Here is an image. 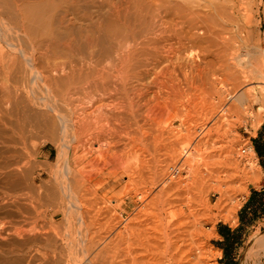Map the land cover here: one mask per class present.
<instances>
[{"label":"rangeland","instance_id":"rangeland-1","mask_svg":"<svg viewBox=\"0 0 264 264\" xmlns=\"http://www.w3.org/2000/svg\"><path fill=\"white\" fill-rule=\"evenodd\" d=\"M96 1H97L96 5H93L87 11V15H85L86 16L85 18L87 19L84 18V21L83 22L81 21L82 23L79 22L78 24L81 23L82 26V24L85 22L82 27L87 28L86 25H88L90 21L97 22L98 19H100V17L102 18L105 16L104 18L106 19L108 17H112L111 15H113V19L108 18L111 19L112 22H114L112 23L111 32L109 33L112 35V39H111V35L109 36L108 34H106L105 36V38L110 39L109 42L111 44L119 48L122 44L120 50L122 49L124 53L129 51L132 52L134 51V49L136 50V48H139L141 45L144 46L143 47L141 46L140 50H137L139 52L141 51V48L142 50H144L143 49L144 47L147 49L148 47L152 49L161 48L159 49L161 51H158L159 53L162 52L161 53L162 55H160V57L163 56L166 58L167 56L166 58L167 60L162 57L161 63L163 64V66L161 65V63L158 65L159 67L157 66L158 68L154 67V69L152 68L153 66L151 67L146 66V71L144 67H139V69H137L138 68L137 66H132L130 70L134 72L129 70L130 73L131 72L136 73L140 71L141 76H139L140 77L139 79L137 77H132V78L130 77L127 80V82L124 83L123 85L121 83L120 76H118L120 71V66L118 64H116L115 62L111 64L107 60H103L102 63H99V66H101L103 62L105 65L111 64L112 66L115 64L116 66L115 72L117 71L115 73V75H117L116 78H118L117 80L115 78V85H116L115 87L118 90V91L116 90L115 93L117 95H115L114 93L113 96L106 97L107 99L104 97L105 98L103 99L104 103L101 102L100 107L98 109L99 111L102 110V112L105 111V113L107 112L109 114H112V116L115 117L116 119L112 117L114 123L111 122L112 124L110 123L108 125L107 123L106 124L102 123L104 120L100 122L98 121V123L99 124L102 123L101 125L102 126L104 125L103 128L107 132V135H105L106 132H103L104 134L102 133V135H104L103 137L105 138V143H108L111 140V142H113L112 144H115V145H111V147L110 146L108 147V149L110 148L109 152L111 150L112 151L110 153H112L113 151L116 152L118 149H120L121 152L118 150L119 151L118 153L117 151L118 157L114 156L118 158V160L119 159L121 160L119 161V165H118V161L114 160V158L111 159L112 162H110V164H108L107 161L104 162L102 160H99L97 164L87 165L88 163H86V159L88 158H85L83 154L86 153V149H88L89 147L88 143L79 144V146L78 144H76V137H74L75 134L73 133L74 132L73 126H70L72 125L70 118L77 115L78 112L82 114L81 115L78 113V116L81 117L85 116V113H83V111L84 110L86 111L88 108L87 106L91 105L89 102H87L88 99L83 98L81 94L79 95L81 97L77 96L80 92H77L76 93L77 95L76 94L72 95L71 101L73 103L76 101L75 102L76 105L73 104V108L74 107L78 108V105L79 106L82 105V106H81V110H79L80 107L78 109L77 108L74 109L75 111H77L76 114L75 112H73V115H70V113H72L73 110L72 111L70 109L68 110L69 107L66 104L67 101L64 102L60 101L58 97H54L52 93H49L48 91L47 94L46 89H44V87L41 86L42 84L39 83L40 79L38 80L37 78H33V82L31 81L32 79L30 80L31 82L28 84V86L31 85L30 88L27 86L30 89V93L28 92L29 94L27 96L32 100V102H34L35 99V103H33L34 105L33 108L31 109L32 112H34L35 110H36L35 112H37L38 110L41 111V113L49 115L55 120L57 124V129L59 128L58 129L59 131L56 130V132L53 134H51L50 131L48 133V131H46L47 130L46 128V130L41 129L39 131H36L35 133L34 132L30 133L31 135L29 134L22 138L17 137L16 135H15L16 137L14 136L15 138H17V140L15 139L17 141V143H15L16 150H18L17 158L18 159L20 158L19 160L18 159L17 160L19 162L18 163L19 169L21 170L20 171L21 187H19L18 189L19 190L18 192L20 194L19 197H20L21 206L24 207L25 204H27V201L29 200V196L32 197L35 195L34 199H35V205H36L38 217H36V225H34V231H33L34 237L37 239V241L40 240L44 241L45 238V240L52 239L57 243L59 242L58 245L64 243L67 245L66 248H69L70 245L68 244L69 241L71 242V245H75L79 243L78 246L77 245L73 247L70 246V248L67 249V254L69 255L68 258L70 257L71 260L75 259L74 257L75 255L77 258V255H79L80 253L84 254L83 250H85L84 248L89 240H92L96 244L95 252L99 251V249L102 250L105 248L106 250H109L107 248H110L111 250L113 249L112 247H114L113 251L115 250L114 252L117 254V252L126 250L128 247L133 246L134 244L139 242L140 238L137 239L135 229L133 230L134 224L133 223L131 224L130 220L133 217L141 216L142 218H146V219L137 222V224L139 225L143 224L141 228L142 227L146 228L149 235L152 237V240L155 241V244L158 245V250L156 249L152 250L153 256L152 255L150 256H152V258H156V257L158 259L160 258L161 260L159 264H171L170 260H168L169 256L171 255V252H169L167 248L169 247L168 244L171 241H174L176 238L172 237V235H168V232L171 229L169 228L171 223L170 220L171 218L169 216L172 212H176L179 217L178 219L180 220L181 223L187 220H191L192 219L191 216L194 217L196 216L195 218L200 220V224H201L200 226L204 232L208 231L212 226L214 231V233L211 234V236L205 239L203 236L199 237L195 235H189L188 233H181L178 237L177 244L178 245L180 244L179 246H182V249L186 250L187 248L192 246L193 242L195 243L196 241L198 242L200 241L204 243V244L202 243L203 247L205 248L203 250L204 252L203 256L207 255L204 256V258H207L206 261L208 264H264V255H262V253L260 255V260H257L255 255H252V257L249 256L248 258L245 257L247 251L249 250V247L252 245L253 240L256 238V236L264 234V217L255 220V222H253L251 225L247 226L242 231H239V233L241 234V243L239 246H237V248L233 250L232 254L230 255L231 258H234L233 262H230L229 259H227L225 262L223 261L224 252L221 248L218 247L217 244V242L222 241V237L219 236L217 232L218 225H226L231 230H235L240 225V221L238 217L239 211L244 205V203L247 201L251 193V190L252 189L261 190V188H264V165H262V162H260V158L258 154L254 153L253 156L254 158L252 157L254 159V166H253L254 168H249L248 159L246 158V154H245V150L248 151V148L251 147V144H255V141L264 142V112H262L264 111V106L259 105V103H257L255 107L249 111L248 114L244 115V120L241 123L234 124L233 126H230V119L229 120L228 118L225 119L226 122L224 123V127H222L224 128V130L222 128L213 130L209 134V136H206L205 132L201 128L203 122L208 123L209 121L207 120L209 119L207 112H210L211 105H216L217 102L222 101L217 104L218 110H216V112L218 111V114H221L220 113L221 111L219 110L221 106L224 105L227 106L230 102L234 101V98H232L231 100L228 99L224 88L221 86L222 83L221 82L219 83V81L215 80L213 76L209 75L211 72V68L208 67L207 62L214 59L213 57L215 56L213 55L216 54L215 53L216 48H218L217 50L220 51V52L217 51V53L219 52V55H223L225 50V48L223 47L226 46L227 40L232 38L235 41L234 43L235 51H237L236 50L237 48L241 49L236 52L239 58H243L246 60L248 58L246 52H248L250 53L248 55L252 57V59H254L255 61L259 62L261 59H264V0H254V3L253 0H247L248 3L245 5V8L248 7L249 10L251 9L250 11L248 10V8L246 10L244 8L243 11L241 10L240 3H242L243 0H239L242 1V2L238 1L239 3L237 2V0H234L233 1L234 3L231 1L228 2L227 0L226 1L225 0H190V1L188 0H113L112 1L111 0V2L110 0L107 1L96 0ZM244 3H246V0H244V2L242 3L243 7H244ZM112 4L117 5V8L115 7V5L112 6ZM238 5L240 7L239 9L237 7ZM109 6H111L112 9ZM212 6L216 9H213ZM127 7L129 8V10H127L128 9ZM114 8H116L117 10H119L120 8L119 12L121 11L122 8V12L120 13L118 11L116 12V9L113 11ZM184 9L187 12H185ZM188 9L190 10L188 11ZM123 11L125 12L128 11L127 14L129 13V15H127ZM110 12H112L113 14H111ZM192 13L193 15L196 14V16H192ZM246 13H249L248 14L249 17L247 16ZM115 14H117L118 16ZM186 14L189 16V18L188 16H186ZM250 15L252 16V18L250 17ZM115 16H117L118 19ZM125 16H127L126 19L124 18ZM129 16H131L130 19H128ZM193 17H195L196 19ZM190 18L192 21L190 20ZM114 19H117V22ZM199 19L202 20L200 21ZM127 20L130 21L128 22ZM100 21L102 22V19H100L98 23H101ZM118 21H120L121 23L120 22L118 23ZM122 21L124 22L122 23ZM187 21L190 23H188ZM124 23L126 28L124 27ZM131 26L135 27L134 33L135 32L140 33L137 36H135L136 42L133 41V38L135 39V37H134V33L132 34L133 28ZM190 26L192 27L190 28ZM128 27L132 28V30H130V28ZM214 27L215 29H213ZM119 28L121 31H119ZM85 32L83 33L84 35L86 34ZM112 32L115 33L117 32V34L115 33L112 34ZM217 33L219 35H217ZM4 34L3 36L1 34V36L4 38L0 36V47L1 49H3L5 55H10L13 52H15L14 50L19 48L20 50L24 49L22 48L24 45H26L24 44L26 43L24 41V38L18 39L15 38L16 36L14 35L15 37L13 39V34L12 35L5 34V36ZM158 34L160 35V37ZM94 36L93 38L95 37L97 38V36L95 37ZM9 37L12 38L10 39ZM7 38H9V40ZM128 38H130V41H128L129 40ZM145 38L146 40H143ZM150 38L151 39L153 38V40H151ZM160 38L163 39L161 40ZM165 38L168 40L167 42ZM116 39H118V42ZM131 39L133 42L131 41ZM122 40L125 41L123 42ZM157 40L159 41L158 42L159 47L156 45ZM20 41L24 42L23 45H21L22 42ZM96 42H93V44H91L90 50L97 53V50L102 49L104 47V44L102 42L98 43L99 41L97 43ZM13 43L14 44L21 43V44L18 47L15 46ZM223 44L225 46H223ZM94 46L96 47L93 48ZM26 49L27 48H25V50ZM94 49L96 51H94ZM222 50L223 52H221ZM26 51H30V50L27 49ZM182 51L184 54L193 56L191 57L193 58L192 60H195L194 62L196 63V65H198V68L203 70V72L207 74L208 78L200 77L199 79V76L197 75L196 73L197 71H195V69H189L185 66H181L180 64H178L175 56L177 57L180 54V52L182 53ZM189 52L191 54H189ZM170 57L175 59V61L172 60ZM196 60L198 63L196 62ZM164 67H166L167 69ZM105 68L107 69L106 66ZM177 68L178 70H176ZM181 69H183L185 72L182 71ZM142 70L143 72H141ZM169 70H171L172 72ZM144 73L147 74L145 75ZM196 75L198 78L196 77ZM189 77H191V79ZM257 78L258 76L255 75L253 80H251L248 83H243L242 84L243 88L241 87L240 91L245 90L247 87H251V86L258 87L257 86L259 85L258 81H262V80L260 78L258 79ZM201 79L202 80L204 79V81H202ZM142 80H144L143 81L144 83L142 82ZM195 80L198 82H196ZM240 80L242 81V79ZM35 82H37V85ZM116 82H119V84ZM129 83L131 84V86ZM261 86L262 88H264V85L261 84ZM134 88L135 89L137 88L142 92L137 91L136 89L135 91L138 93L137 94L134 91ZM29 89H27V91H29ZM94 89L95 88L92 89L93 90L92 95L95 93ZM142 89H144V91ZM217 89L219 91V94L217 93L218 92ZM34 91L36 92L35 93L36 95L34 94ZM118 92H120L121 95ZM44 93H46V95H44ZM161 93L163 94L162 96ZM97 94L98 93H96V96ZM127 94L130 96H127ZM131 94H135V95H131ZM48 96H50L49 97L50 99L48 98ZM75 97H77L76 100ZM261 97L262 99H264V95H261ZM55 98L57 102L54 100ZM80 98L81 99L83 98V102H80L81 100ZM30 99L28 100L30 101ZM77 100L80 103H78ZM81 103L83 104L86 103L87 105H83ZM53 104L56 106L55 108H53L54 107ZM63 105L65 106L63 107ZM66 106L68 107L67 111L68 112L70 111L69 113L66 111L65 108ZM260 106L261 109H259ZM58 107H59V111H58L59 113H57ZM38 108H41L42 110L41 109L39 110ZM49 108L51 109V111ZM62 108L64 109L62 110ZM60 110H62L63 112ZM65 112L67 113L65 114ZM55 113L57 115L60 114L59 116L60 118ZM61 113H63V115ZM115 114L117 115V117ZM62 116H64L65 118L64 121L61 119ZM59 119L63 122H59L60 121ZM67 119H70V121ZM135 123H137L138 125L139 124L144 125L143 127H145L143 128L142 131L144 132L145 130V133L143 134V136L145 135L144 145L134 144V141L132 140V136H133L132 130L134 127L136 128L137 125ZM106 127L109 128L107 129ZM220 130H222L223 132ZM108 131H110V133ZM67 132H71L72 135ZM127 133L130 135H128ZM176 135L177 136L179 135V137H177ZM173 136L176 138H174ZM108 138L110 140H108ZM117 139L119 140V142H117ZM122 141L125 142L123 143ZM131 141H133L132 142L133 144H131ZM159 148L161 149V151L159 150ZM165 148L167 149V151ZM168 149L169 151L173 150V152L171 151L169 153ZM72 153L77 154L79 158L78 157L76 158H78L79 160L76 158L73 159L75 155H73ZM171 153H173L175 156H173V154ZM168 154L169 156L172 155V157H169L170 158L169 163L168 161H166L168 158L167 157ZM82 155L83 157H80ZM209 159L212 160L209 161ZM184 160H187L186 163L184 162ZM223 160H225V162ZM228 161L230 163L231 162L234 163V165L232 166L234 169L233 168H231L230 170L225 169L229 173L228 172H224V174L221 173L220 177L222 178V180L224 179L227 180L226 175L230 173H233L234 175L236 174L237 176L233 180L228 181V185L231 184V188H232L230 192V194H232L231 197L233 198V201H235L238 204L236 208L235 219L232 221H228L226 223L222 221H215L213 223L211 219L206 217V214H208L207 209L210 206H212L217 200V193H216L217 179H215L216 177L214 178L215 174L213 172L218 168L220 170L222 169L224 170L223 164L228 163ZM164 162L166 164L165 165L166 167L164 166ZM112 164L113 165L115 164V166L117 165V167L113 166ZM113 167L118 169L113 170ZM121 167L123 169L124 168L127 169V167L131 168L130 170H128L131 175L128 176V174H123ZM249 169L250 171L252 170L254 174L258 176V182L255 184L251 183L250 180L246 178L247 177L246 173L247 171H249ZM113 171H115L116 173L115 175H112ZM238 172L239 173L242 172V173H240L239 175ZM237 173L239 176L237 175ZM167 174L168 176L169 175L170 176L168 177ZM80 175H81V179H80ZM168 178L173 182L176 179L178 180L179 185L177 189L172 190L169 187H165L166 184L168 183L167 182ZM165 181L166 183L163 184V182ZM239 185H243L244 190L242 191L238 190L240 187ZM114 186H116L115 190H117V187H119V189H121V192L119 193L115 192L116 193L115 194L114 191L112 190L113 189L112 187ZM27 190L28 191L30 190L31 193L28 192ZM27 193H30V195ZM80 194L82 195V201L80 198ZM77 195L79 196L77 197L78 199L75 197ZM25 198L26 199L28 198V200H26ZM126 198L127 199L133 198L135 204L133 208H131L130 210L127 209L125 210L126 212H122V203L123 200ZM233 201H231L230 204H232ZM98 209L106 210V211L108 210L107 216L104 219V223H103L104 225L102 228H99V230L87 226L88 218H86V215L84 213L85 211L87 212L89 210L88 211L89 215L90 213L92 215L93 213H95L94 211ZM64 210L66 211L65 213L69 214L68 217L64 216L61 213V211L64 212ZM80 212H82L85 216L84 215L78 216V213ZM53 214H55V217L51 219V216ZM16 215H18L16 219L17 220L19 219L18 225L21 228L22 233L19 238H17L16 236L11 237V235L6 236L7 241L10 242L21 241L26 239L28 236V234H26L25 232L29 228L28 223L24 220V217L22 215L20 214H16ZM81 219L82 220L84 219L83 220L84 223L82 222ZM88 236L91 238L89 239ZM112 239L114 241L113 242L114 246L111 245ZM102 241H107V242L109 241V244L107 242L102 243ZM73 242L75 244H73ZM81 244H83L84 247ZM81 247H83L82 251L80 250ZM80 256L81 255H79V257ZM244 257L247 259L244 260L245 259ZM34 258L35 259L39 258L40 260V258L42 257H40V255L37 256L35 255ZM35 259H34L35 264H39L42 261V259L40 261L36 259L38 261L36 263ZM152 264H158V263L154 261Z\"/></svg>","mask_w":264,"mask_h":264},{"label":"bare ground","instance_id":"bare-ground-1","mask_svg":"<svg viewBox=\"0 0 264 264\" xmlns=\"http://www.w3.org/2000/svg\"><path fill=\"white\" fill-rule=\"evenodd\" d=\"M188 1H190V0H188ZM227 1L233 2L234 0H227ZM238 1L239 0H237V2ZM96 2H97L96 0H0V36H1V34L3 36L4 33L10 34V35L13 34V39L16 36L15 38H18V39L24 38V41L26 42V43H24V42L20 41V42H22V44L20 43L21 45H23V43L26 44V45H24L25 47L24 46L22 47L24 49L23 50H20V48L16 49V50H14L15 52H13L10 55H5L3 49H1V47H0V240H1V242H0V264H35L34 263L35 262L34 261L35 255L36 256L40 255V257H42V258H40V260L42 259V261H41L42 263L40 262L39 264H152L154 261L158 264L160 263V260H161L160 258L159 259L157 257L152 258V256H153L152 250H154V249L158 250V245L155 244V241L152 240V237L149 235L147 229L144 227L141 228V226L143 224H140V225L137 224V222L143 221L146 218H142L141 216H136L130 220L131 224L132 223L134 224L133 230L135 229L136 237H137V239L140 238V240L138 243H136L134 245L132 244L133 246L128 247L126 250H122L121 252H117V254H116L114 252L115 250L113 251L114 247H112L113 249H111V250H110V248H107L109 250H106V248H105L102 250L99 249V251L95 252V245L96 244L92 240H89L87 244H86L87 241L85 242V244H86V246L84 248L85 250L82 249L84 247V245L81 244V245H83V247H81L80 250L81 251L83 250L84 254L82 253L83 254L82 255L80 253L79 255H81V256L79 257V255H77V258L75 255L74 256L75 259L71 260L70 257L68 258L69 255L67 254V249H69L70 246L71 247H73L75 245L78 246L79 243L75 244L73 242V244H75V245H71V242L69 241L70 242V243L68 242V244H70L69 248H66V246H67L66 244L61 243V245L60 244L58 245L59 242L57 243L56 241H53L52 239L45 240V238H44V241L43 240L37 241V239L34 237V232H33L34 231V225H36V217H38L37 216V209H36V205H35V199H34L35 195L33 194L34 196H32V197L29 196V200H28V198L27 199L25 198L28 201L24 207L21 206V204H20V197H19L20 194L18 192L19 191L18 189H19V187H21V185H20V183H21V179H20L21 178V172L20 171L21 170L19 169V165H18V163H19L18 160L20 158L19 159L17 158V153H18L17 151L18 150H16V144H15V143H17V141H16L17 138H15V137L17 136V137L22 138V137L29 135L30 133H33V132L35 133L36 131H39L41 129L46 130V128H47L46 131H48V133L50 131V133L53 134L56 132V130L59 129V128L57 129V124H56L55 120L52 117H50L49 115L41 113V111H38V110H37V112H35L36 111L35 109H34L35 111L33 110L34 112H32L31 109L33 108V105H34L33 103H35V99L33 98L34 102H32V100L27 95L30 93L29 88L31 86V85L28 86V84L31 81L33 82V78H37L38 80L40 79L39 83H41L42 84L41 86H43L44 89H46V92L48 91L49 93H52V95L54 97H58L60 101H63V102L67 101L66 104L68 105L69 108L66 106L65 107L66 111H67V108H68V110L69 109L71 111L73 110L72 113H70V115H73V112H75V114L77 113V111L74 110L77 107L73 108V104L76 105V103H75L76 101L74 103L71 101L72 95H75L77 92H80L78 95L77 94L76 95L79 96L81 94L83 96V98L88 99L87 102H89L91 105L87 106L88 108L86 107L87 108L86 111L83 109L84 110L83 113H85V116L84 117L78 116V113H79L78 112L77 115L70 118L72 125H70V124L69 125L73 126V131H74L73 133L75 134L74 137H76V144H78V146H79V144L88 143L89 147H88V149H86V153L83 154L85 158H88V159H86V163H88L87 165L97 164L99 160H102L104 162L107 161V163L110 164V162H112L111 159H113V158H114V160L118 161V165H119V161H121V160L120 159L118 160V158H116L114 156L118 155L120 149H118L119 151L117 150L118 153H117V151L116 152L113 151L112 153H110L112 150L109 152L110 148L108 149V147L109 146L111 147V145H115V144H112L113 142H111V140L109 138H108V140H110V141L108 143H105V138L103 137L104 135H102V133L106 132V130L103 128L104 125L102 126L101 124L107 123V125H108L111 122L114 123V121L112 120L113 116H112V114H109L107 112L105 113V111L102 112V110H100L101 111L100 112L98 110L100 107V103L101 102L104 103L103 99H105L106 97L113 96L115 91L117 90V88L115 87L116 86L115 85V78L117 76V75H115V73L117 72V71L115 72L116 66H115V64L111 66V64L115 62L116 64H118L120 66V71H119L118 76H120V80H121V83L123 85L124 83L127 82V80L130 77L131 78L137 77L139 79L140 78L139 76H141L140 71L136 72V73H132V72H134V71L130 70V68L132 66H137L138 67V68L136 67L137 69H139V67H144L145 71H146V66H148V67L153 66L152 68L154 69V67L156 68L162 61L161 58L163 56L160 57V55H162L161 54L162 52L161 53L158 52V51H161V50H159L161 48H159V49L153 48L152 49V48L148 47V49H147L144 47L143 48L144 50H142V48H141V51L139 52L137 50H140V47L144 46V45L140 46V44H139L140 47L136 48V50L134 49V51H132V52L129 51V52L124 53L122 51V49L120 50V48L122 47V44H121V46L119 45L120 48L115 47L113 44H111L109 42L110 39L105 38V36H106V34H108L109 36L111 35L109 33L111 32V26H112V23H114V22H112L111 19H108V18L113 19V15H111L112 17H108L106 19L104 18L105 16L102 18L100 17V19H102V22L100 21L101 23H98V21L100 19H98L97 22H91L90 21V23L89 24L87 23L88 25H86L87 28L86 27L83 28L82 26L85 22L82 24V26H81V23L84 21V18L86 17L85 15H87L88 9L90 7H92L93 5H96ZM110 2H111V0H110ZM239 2H242V1H239ZM243 2H244V0H243ZM242 3H240V7H241V10L243 11L245 8V5L248 3V1L246 0V3H244V7H243ZM253 3H254V0H253ZM114 5L112 4V6H114ZM109 7L112 9L111 6H109ZM115 7L117 8V5H115ZM237 7H238V9L240 8L239 5ZM116 8H114L113 11ZM247 8H245V10ZM123 9H126V8H123ZM190 9H188V11ZM213 9H216V8L213 7ZM119 10H120V8H119ZM119 10L116 9V12L117 11L119 12ZM127 10H129V8ZM248 10H249V8H248ZM110 11H112V10H110ZM184 11H185V9H184ZM120 12H122V8H121ZM123 12H125V11H123ZM127 12H125V13L127 14ZM185 12H187V11H185ZM110 13L113 14L112 12H110ZM246 14L249 17V15H248L249 13H246ZM115 15H117V14H115ZM119 15H121V14H119ZM127 15H129V13ZM117 16H115V17L117 18ZM186 16H188V15L186 14ZM192 16H196V14L193 15V13H192ZM126 17L127 16H125L124 18L126 19ZM250 17L252 18L251 15H250ZM130 18H131V16H129L128 19H130ZM188 18H189V16H188ZM193 18H195V17H193ZM85 19H87V18H85ZM117 19H114V20H116V22H117ZM190 20H191V18H190ZM199 20L201 21L202 19H199ZM87 21H89V20H87ZM120 21H121V19H120ZM120 21H118V23ZM193 21H194V19H193ZM79 22H81V23L78 24ZM123 22L124 21H122V23ZM133 23H132V25H133ZM188 23H190V22H188ZM194 23H196V22H194ZM76 25H78V26H76ZM194 26H196V25H194ZM194 26H193V28H194ZM124 27H125V23H124ZM145 27H147V26H145ZM191 27L192 26H190V28ZM128 28H130V27H128ZM132 28H133V32L132 31L131 32L133 34L135 27L133 26ZM132 28H130V30H132ZM84 29L86 30V32ZM213 29H215V27ZM119 31H121L120 28H119ZM84 32L86 33L85 35L83 34ZM124 32H126V31H124ZM114 33L115 32H112V34H114ZM127 33H129V32H127ZM205 33H207V32H205ZM5 34H4V36H5ZM115 34H117V32ZM138 34H140V33L135 32L134 37L137 36ZM212 34H214V33H212ZM94 35L97 36V38ZM217 35H219V34L217 33ZM93 36L95 38H93ZM113 36H115V35H113ZM215 36H216V33H215ZM159 37H160V35H159ZM162 37H164V36H162ZM176 37H177V34H176ZM186 37H188V36H186ZM2 38H4V37H2ZM9 38L11 39L12 37H9ZM9 38H7V39L9 40ZM130 38H128L129 39L128 41H130ZM153 38L152 39L150 38V39L153 40ZM181 38H182V36H181ZM111 39H112V35H111ZM150 39H149V42H150ZM116 40L118 42V39H116ZM135 40H136V37H135V39L133 38L134 42H136ZM143 40H146V38ZM188 40H189V38H188ZM96 41L97 42L99 41L98 43L102 42L104 44V47L100 50L98 49L99 52L97 50V53L90 50L91 44H93V42H96ZM131 41H132V39H131ZM167 41L168 40L166 39V42ZM223 41H225V40H223ZM158 42L159 41L157 40V44L155 43L157 46H158ZM147 43H148V41H147ZM234 43H235L234 39H232V38L228 39L226 46L223 44V46H225V47H223V48H225L223 55H219L220 51L217 50L218 48H216V52H215L216 54L213 55V56H215V57H213L214 59L210 60V61H208L206 59L208 61L207 62L208 67L211 68V72H210V74L209 73L208 74L213 76V78L215 80L219 81V83L220 82L222 83L221 86L224 88L228 99L231 100L232 98H234V101L230 102L227 106H225V105L221 106V108L219 109L221 111L220 112L221 114H218V111L216 112V110H218L217 104L222 102V101L218 100L219 102H217V104H216L217 107H216V105H211L210 112H207V114L209 116L208 117L209 119H207V120H209V121H208V123L203 122L201 125V128L205 132L206 136H209V134L213 130H217L219 128L224 127V123L226 122L225 119H227V118H228V120L230 119V126H233L234 124L241 123L244 120V115L248 114L249 111L252 110L257 103H259V105L264 106V99H262V97H261V95H264V88H262V86H261V84L264 85V59H261L259 62L255 61L254 59H252V57H250L248 55V54H250L248 52H246L247 56H248V58L246 60L243 58H239V56L236 54V52L238 50H241V49L237 48L236 49L237 51H235ZM20 44L15 43L14 45L19 47ZM134 44H136V43H134ZM157 46H155V47H157ZM95 47L96 46H94L93 48H95ZM150 47H151V45H150ZM160 47H161V45H160ZM25 48H27L30 51H26L27 49L25 50ZM156 49H158V50H156ZM94 51H96V50L94 49ZM162 51H164V50H162ZM217 51H219V52L217 53ZM204 52H206V51H204ZM221 52H223V50ZM189 54H191V53L189 52ZM164 56H166V55H164ZM169 56H171V55H169ZM191 57H193V56L192 55L190 56L188 54H184L183 51H182V53L180 52V54L177 57L175 56L178 64H180L181 66H185L189 69H195V71H197L196 73L199 76V79H200V77H203V78L207 77L208 78L207 74H205V72H203V70L198 68V65H196V63L194 62L195 60H192L193 58H191ZM163 58L166 59L167 56H166V58L165 57H163ZM171 59L175 61V59H173V58H171ZM103 60H107L109 63H111L108 65H105L103 62L102 65H105L107 67V69L105 68V66H102V65L99 66V63H102ZM168 61H169V59H168ZM196 62H197V60H196ZM169 63H171V62H169ZM161 65L163 66L162 63H161ZM200 66H202V65H200ZM164 68H166V67H164ZM129 70L132 72L130 73ZM176 70H178V68ZM181 70L184 71L183 69H181ZM169 71H171V70H169ZM141 72H143V70ZM167 72H168V70H167ZM144 74L146 75L147 73H144ZM145 75H144V77H145ZM197 75H196V77H197ZM255 75L258 76V78H260L262 80V81H258V84H259V85H257L258 87H252L251 86V87H247L246 89L244 88L245 90L240 91L242 84L248 83L251 80H253ZM137 78H135V79H137ZM170 78H172V77H170ZM189 78L191 79V77H189ZM117 79L118 78H116V80ZM240 79H242V81ZM215 80H214V82H215ZM143 81L144 80H142V82ZM202 81H204V79ZM196 82H198V81H196ZM35 83L37 85V82H35ZM116 83L119 84V82H116ZM130 86H131V84H130ZM194 87H196V86H194ZM26 88L29 89V91H27ZM93 88H95L94 89L95 93L92 95V91H93L92 89ZM128 88H130V87H128ZM136 89L134 88V91ZM142 90L144 91V89H142ZM219 90H220V88H219ZM127 91H126V93H127ZM137 91H140V90L137 89ZM217 91H218V89H217ZM41 92H43V91H41ZM48 92H47V94H48ZM140 92H142V91H140ZM184 92H185V90H184ZM35 93L36 92L34 91V94ZM96 93H98L97 96H96ZM118 93H120V92H118ZM144 93H146V92H144ZM217 93L219 94V91ZM135 94H131V95H135ZM44 95H46V93H44ZM115 95H117V94L115 93ZM120 95H121V93H120ZM162 95L163 94L161 93V96ZM127 96H130V95L127 94ZM235 96H236V98H235ZM49 97L50 96H48V98ZM79 97H81V96H79ZM76 98L77 97H75V100H76ZM83 98L82 99L80 98L82 101L80 99H78V100H80V102H83ZM28 99H30V101ZM38 99H37V101H38ZM49 99H48V101H49ZM54 100L56 101V98ZM78 100H77V102H78ZM80 102H78V103H80ZM45 103H46V101H45ZM49 103H50V101H49ZM86 103L85 104L81 103V104L87 105L88 103L87 104ZM35 106H37V105H35ZM53 106H54L53 108L56 107L54 104H53ZM64 106L65 105H63V107ZM81 106L78 105V108L80 107L79 110H81ZM43 107H45V106H43ZM50 108H52V107H50ZM60 108H61V106H60ZM102 108H103V106H102ZM38 109L40 110L41 108H38ZM57 109H58L57 113H59L58 112L59 107ZM63 109L64 108H62V110ZM117 109H119V108H117ZM259 109H261V106L259 107ZM62 110H60V111H62ZM50 111H51V109H50ZM111 111H113V110H111ZM30 112H32V113H30ZM67 112H65V114ZM262 112H264V111H262ZM61 114L63 115V113H61ZM79 114H81V113H79ZM57 116L59 117L60 114ZM66 116H68V115H66ZM62 117H61V119L64 121L65 118H64V116H62ZM116 117H117V115H116ZM134 117H136V116H134ZM113 118H115V117H113ZM70 119H67V120L70 121ZM145 119H146V117H145ZM102 120H104L105 122L103 121L101 124H99L98 121L100 122ZM63 121L60 120L59 122H63ZM123 121H124V118H123ZM135 124H137V123H135ZM66 125H67V123H66ZM143 126L144 125H140V124L138 125L137 124L136 128L135 127L133 128L132 140L134 141V144L144 145V143H145L144 142V140H145L144 136L145 135L143 136V134L145 133V130H144V132H142V131H143V128H145V127H143ZM58 127H59V125H58ZM117 127H119V126H117ZM222 129L224 130V128H222ZM220 131H222V130H220ZM108 132L110 133V131H108ZM118 132H120V131H118ZM67 133L71 134V132H67ZM128 133H130V132H128ZM105 135H107V132ZM128 135H130V134H128ZM171 137H172V135H171ZM177 137H179V135ZM174 138H176V137H174ZM186 139H188V138H186ZM20 141H22V140H20ZM133 141H131V144H133L132 143ZM167 141H169V140H167ZM117 142H119L118 139H117ZM120 142H121V140H120ZM217 142H219V141H217ZM174 145H176V144H174ZM159 147H161V146H159ZM159 150L161 151L160 148H159ZM19 151H20V149H19ZM166 151H167V149H166ZM168 151H169V149H168ZM171 151L173 152V150H170L169 153ZM164 153H165V151H164ZM171 154H173V153H171ZM186 154H189V153H186ZM245 154H246V158L248 159L249 168H254L253 167L254 166V159H253L254 158L253 157L254 152H253L252 148L249 147L248 151L245 150ZM73 155H75V157H73V159H75L76 157L79 158V156H77V154H73ZM83 155L80 157H83ZM165 155H166V153H165ZM173 156H175V155L173 154ZM213 156H216V155H213ZM167 157L168 158L172 157V155L169 156V154H168ZM78 158H76V159H78ZM168 158L166 161H168V163H169L170 158H169V160H168ZM211 160L209 159V161H211ZM128 161H130V160H128ZM186 161L187 160H184L185 163H186ZM223 161L225 162V160H223ZM229 161H228V163L223 164L224 170L223 169L220 170L218 168L213 172L215 175L212 173L214 175V178L216 177L215 179H217V184H216L217 185L216 186L217 200L212 206H210V207L208 206L209 207L207 209L208 214H206V217L211 219L213 221V223L215 221L228 222V221H232L235 219L236 208H237L238 204L235 201H233V198L231 197L232 194H230V192H231L232 188H231V184L228 185V181L233 180L237 176H236V174L234 175L233 173H230V174L226 175L227 180H225V179L222 180V178L220 177L221 173L224 174V172H228L225 169L230 170L231 168H233L232 166L234 165V163L231 162L232 163L231 164ZM185 163H184V165H185ZM188 163H190V162H188ZM165 165L166 164L164 162V166ZM187 165H189V164H187ZM113 166H115V164ZM115 167H117V165ZM115 167H113V170L118 169ZM182 168H183V166H182ZM130 169L131 168H129V167H127V169L126 168L123 169L121 167L122 173L128 174V176L131 175L130 172L128 171ZM81 171H82V169H81ZM249 171H250V169H249ZM249 171H247V173H246L247 174L246 178H248L250 180V182L253 184L257 183L258 182V176L255 175L252 170L250 172ZM235 173H236V171H235ZM238 173H237V175H238ZM240 173H242V172H240ZM240 173H239V175H240ZM249 173H250V175H249ZM81 174H83V173H81ZM115 174H116L115 171H113L112 175H115ZM167 176H168V174H167ZM226 177H224V178H226ZM80 179H81V175H80ZM176 180H174V182H173L172 180H170L168 178V180H167L168 183L166 184L165 187H169L172 190L177 189L179 182H178V180L177 181ZM164 183H166V181L163 182V184ZM239 186L240 187L238 190H240V191L244 190L243 185H239ZM23 187H25V186H23ZM28 192H30V190ZM30 193H27V194L30 195ZM23 195H25V194H23ZM75 197L77 198L79 196L77 195ZM80 198L82 201V195L81 194H80ZM231 201H233L232 204H230ZM88 211L84 212L86 215V218H88L87 226H90V228L91 227L96 228L98 230H99V228H102L104 225L103 224L104 219L107 216L108 210L106 211V210H99L98 209V210L94 211L95 213H93L92 215H91V213L89 215ZM65 212H66L65 210H64V212L61 211V213L64 216L68 217L69 214L65 213ZM16 214L22 215L24 217V220L28 223L29 228H28V230L25 231L26 234H28V236L24 240L10 242V241H7L6 236L11 235V237L16 236L17 238H19L21 236V233H22V230L18 225L19 219L18 220L16 219V217L18 215H16ZM79 215L82 216L84 214L82 212H80V213H78V216ZM197 215H199V214H197ZM21 217H19V218H21ZM54 217H55V214H53L51 216V219ZM169 217L171 218L170 219L171 223L169 226V228H171V229L169 230L168 235H172V237L176 238L174 241H171L168 244L169 247L167 248L168 251L171 252V255L168 258V260H170L171 264H208L206 261L207 258H204V256H207V255L203 256V254H204L203 250L205 249L203 247V244H204L203 242H200V241L199 242L196 241L195 243L193 242L192 246H190L189 248H187L185 250V249H182V246H179L180 244L179 245L177 244V240H178V237L181 233H188L189 235H195V236H199V237L203 236L205 239L214 233L213 226L208 231L204 232L201 229L200 220L196 219L195 218L196 216L195 217L191 216L192 217L191 220H187L183 223H181L180 220L178 219L179 217H178V214L176 212H172ZM83 220H82V222H83ZM85 224H86V222H85ZM108 234H109V232H108ZM90 238L91 237H89V239ZM109 241L108 242L102 241V243L107 242L109 244ZM99 242H100V240H99ZM113 242L114 241L112 239L111 245L114 244ZM105 246H106V244H105ZM108 247H109V245H108ZM261 253H262V255H264V234L256 236V238L253 240L252 245L249 247V250L247 251L245 257L248 258L249 256L252 257V255H255L257 260H260ZM150 255H152V256H150ZM247 258H245L244 260H246ZM36 259L39 260V258H36ZM37 262L38 261L36 260V263Z\"/></svg>","mask_w":264,"mask_h":264},{"label":"trees","instance_id":"trees-1","mask_svg":"<svg viewBox=\"0 0 264 264\" xmlns=\"http://www.w3.org/2000/svg\"><path fill=\"white\" fill-rule=\"evenodd\" d=\"M254 146L260 162L264 165V142L255 141ZM238 217L240 225L235 230H231L226 225H218L217 232L222 237V241L217 242V244L224 252V262L227 259L230 262L234 260L230 255L241 243V234L239 231L251 225L255 220L264 217V188H261V190H251L247 201L239 211Z\"/></svg>","mask_w":264,"mask_h":264},{"label":"crops","instance_id":"crops-1","mask_svg":"<svg viewBox=\"0 0 264 264\" xmlns=\"http://www.w3.org/2000/svg\"><path fill=\"white\" fill-rule=\"evenodd\" d=\"M251 147H252V149H253V152L256 154L257 152H256V150H255V146H254V144H251ZM118 186V185H117ZM113 189V191H114V193L116 192V193H119V192H121V189H119V187H117V190H115V188H116V186H114V187H112ZM115 193V194H116ZM114 194V195H115ZM134 200H133V198H126V199H124L123 200V203H122V212H126L125 210H130L131 208H133V206H134ZM245 204V203H244ZM224 223H226V222H224Z\"/></svg>","mask_w":264,"mask_h":264}]
</instances>
